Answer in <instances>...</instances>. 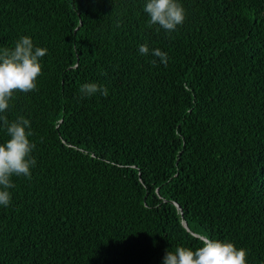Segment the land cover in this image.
I'll use <instances>...</instances> for the list:
<instances>
[{
  "label": "trees",
  "instance_id": "1",
  "mask_svg": "<svg viewBox=\"0 0 264 264\" xmlns=\"http://www.w3.org/2000/svg\"><path fill=\"white\" fill-rule=\"evenodd\" d=\"M147 2L0 0V51L47 49L2 114L30 121L36 165L0 205V264H164L200 235L264 264V0H179L172 32Z\"/></svg>",
  "mask_w": 264,
  "mask_h": 264
},
{
  "label": "clouds",
  "instance_id": "2",
  "mask_svg": "<svg viewBox=\"0 0 264 264\" xmlns=\"http://www.w3.org/2000/svg\"><path fill=\"white\" fill-rule=\"evenodd\" d=\"M149 17V25H157L166 32H172L182 25L186 12L179 0H148L144 8ZM142 55H149L147 44L139 47ZM47 54L46 48L35 47L30 37H21L13 48L0 51V128L9 139L0 144V205L8 207L11 193L8 189L15 185L12 177L31 178V168L36 165L32 152L36 145L30 140V121L23 116L9 122L7 115H2L10 107L15 93H30L37 90V79L42 74L41 58ZM167 64V54L160 49L151 52ZM155 64V60L152 61ZM82 96L91 97L97 93L107 97L106 87L97 83H85L81 86ZM201 246L195 250L177 247L168 251L164 264H247V251L237 248L233 243L210 239L206 235L199 237Z\"/></svg>",
  "mask_w": 264,
  "mask_h": 264
},
{
  "label": "water",
  "instance_id": "3",
  "mask_svg": "<svg viewBox=\"0 0 264 264\" xmlns=\"http://www.w3.org/2000/svg\"><path fill=\"white\" fill-rule=\"evenodd\" d=\"M176 207H177L179 213L181 214V216L183 217V214H182V211H181L180 207L178 205H176ZM182 223H183V225L185 227L186 226V223H185L184 217H183V222Z\"/></svg>",
  "mask_w": 264,
  "mask_h": 264
}]
</instances>
